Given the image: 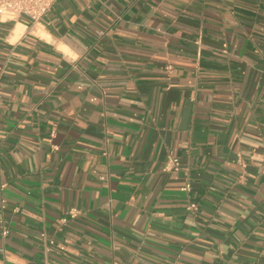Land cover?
<instances>
[{
	"label": "crops",
	"instance_id": "1",
	"mask_svg": "<svg viewBox=\"0 0 264 264\" xmlns=\"http://www.w3.org/2000/svg\"><path fill=\"white\" fill-rule=\"evenodd\" d=\"M0 264H264V0L0 17Z\"/></svg>",
	"mask_w": 264,
	"mask_h": 264
},
{
	"label": "built area",
	"instance_id": "2",
	"mask_svg": "<svg viewBox=\"0 0 264 264\" xmlns=\"http://www.w3.org/2000/svg\"><path fill=\"white\" fill-rule=\"evenodd\" d=\"M57 0H0V17L7 16V18H16L18 15H24L31 20H38L43 15L51 12L56 4ZM54 135V133H52ZM57 149L58 146L54 145ZM166 170H181L182 165L176 160L173 154H169L167 162L165 165ZM182 189L190 192L192 190L191 183L187 180L182 186ZM4 206V205H3ZM188 210L197 211L198 204L196 202H190L187 207ZM80 210L78 208H71L67 215L61 219V221L67 222L70 218L78 216ZM9 233V228L6 225L2 226V234L7 235ZM45 237L46 234L42 233ZM50 244H56L59 248H65V244L61 242H56L54 239H49Z\"/></svg>",
	"mask_w": 264,
	"mask_h": 264
}]
</instances>
